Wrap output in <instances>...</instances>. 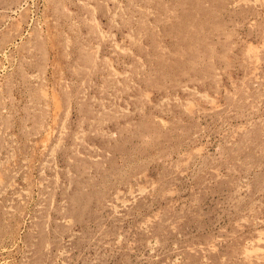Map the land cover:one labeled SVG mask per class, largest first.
I'll list each match as a JSON object with an SVG mask.
<instances>
[{
  "label": "rangeland",
  "instance_id": "rangeland-1",
  "mask_svg": "<svg viewBox=\"0 0 264 264\" xmlns=\"http://www.w3.org/2000/svg\"><path fill=\"white\" fill-rule=\"evenodd\" d=\"M0 264H264V0H0Z\"/></svg>",
  "mask_w": 264,
  "mask_h": 264
}]
</instances>
